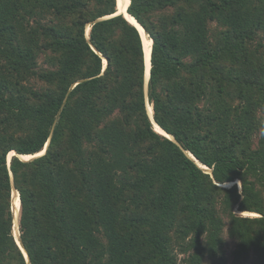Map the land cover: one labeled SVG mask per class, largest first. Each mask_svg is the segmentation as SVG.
Listing matches in <instances>:
<instances>
[{
    "label": "trees",
    "instance_id": "trees-1",
    "mask_svg": "<svg viewBox=\"0 0 264 264\" xmlns=\"http://www.w3.org/2000/svg\"><path fill=\"white\" fill-rule=\"evenodd\" d=\"M128 12L148 92L118 0H0V264H264V0Z\"/></svg>",
    "mask_w": 264,
    "mask_h": 264
},
{
    "label": "bare ground",
    "instance_id": "bare-ground-1",
    "mask_svg": "<svg viewBox=\"0 0 264 264\" xmlns=\"http://www.w3.org/2000/svg\"><path fill=\"white\" fill-rule=\"evenodd\" d=\"M128 6H129V0H118V14L123 13L130 20V22H132L133 24H135L139 28V30L141 31V34H142L143 40H144V44H145L146 70H147V76H148L149 73H150V69H151V52H152V47H150V43L147 40V37H146V34L144 32L143 26L136 19H134L135 17H132V15L127 11L128 10ZM108 17H110V16H108ZM89 32H90V28H88V30H87V33L88 34H89ZM148 111H149V113L151 115H153V107L151 106L150 103H148ZM155 127H156L157 131H159L160 133H163L164 135H167V136H169V137L172 138V135H170L168 132H166L165 130H163L156 122H155ZM47 146H48V144L46 145V148L43 149V151L38 152L37 154H33V155L17 154V155L22 160H26V161H28L30 159L32 160L34 158H37V157L43 155L46 152ZM13 154H15L14 151H12L10 153L9 158H11V156ZM191 157H193V156L191 155ZM202 167H204L206 171L211 172V169L207 168L206 166H202ZM232 183H230V185ZM12 208H13V212L15 214L14 215V234H15L17 240L20 243V239H19V236H20V231H19V214H20L21 203H20L19 193H18L17 190H14L13 191V195H12ZM245 213H247V212H245ZM255 214H259V213H255ZM21 248L24 250L23 246H21ZM24 252H25V250H24Z\"/></svg>",
    "mask_w": 264,
    "mask_h": 264
},
{
    "label": "rangeland",
    "instance_id": "rangeland-1",
    "mask_svg": "<svg viewBox=\"0 0 264 264\" xmlns=\"http://www.w3.org/2000/svg\"><path fill=\"white\" fill-rule=\"evenodd\" d=\"M39 65H40L41 68H45V67L48 66V64H47V56L45 54H41V56L39 57ZM261 114L264 115V112H262ZM237 182L240 183V181H237ZM243 215L261 216V214H255V213L254 214L253 213H243ZM226 231H227V229H226ZM225 236H226V240H227L226 250H227V253H228V257H229V263L228 264H235L233 262V251H234V249L236 247L237 241H235L234 239L230 238L227 234H225ZM186 256H187V254L181 253V254H179V259H183ZM254 259H255L254 256H252L250 258V260L242 262L241 264H254Z\"/></svg>",
    "mask_w": 264,
    "mask_h": 264
},
{
    "label": "water",
    "instance_id": "water-1",
    "mask_svg": "<svg viewBox=\"0 0 264 264\" xmlns=\"http://www.w3.org/2000/svg\"><path fill=\"white\" fill-rule=\"evenodd\" d=\"M131 3V2H130ZM128 11V10H127ZM125 16V15H124ZM133 17V16H132ZM127 18V17H126ZM134 19H136V18H134ZM149 79H150V73H149V75L147 76V71H146V85H145V87H146V92H148V82H149ZM153 113H154V110H153ZM151 117H152V119H153V115H151ZM159 132V131H158ZM162 135H164L163 133H161ZM164 136H166V137H168V138H170V139H172V140H174L175 141V138H174V136L172 135V138L171 137H169V136H167V135H164ZM46 148V147H45ZM17 241V240H16ZM21 241V240H20ZM17 243L19 244V242L17 241ZM19 246H20V248H21V245L19 244ZM22 249V248H21ZM25 250V249H24ZM24 250L22 249V251L24 252ZM25 255H26V257H27V252H26V250H25ZM28 259V261H29V258H27ZM29 264H30V261H29Z\"/></svg>",
    "mask_w": 264,
    "mask_h": 264
}]
</instances>
